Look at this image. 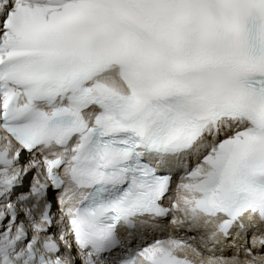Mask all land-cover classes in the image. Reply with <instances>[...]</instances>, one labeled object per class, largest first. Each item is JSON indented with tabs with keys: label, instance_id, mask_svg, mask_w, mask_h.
Instances as JSON below:
<instances>
[{
	"label": "snow or ice",
	"instance_id": "snow-or-ice-1",
	"mask_svg": "<svg viewBox=\"0 0 264 264\" xmlns=\"http://www.w3.org/2000/svg\"><path fill=\"white\" fill-rule=\"evenodd\" d=\"M234 229L264 248V0H0V264H264L203 257Z\"/></svg>",
	"mask_w": 264,
	"mask_h": 264
},
{
	"label": "bare ground",
	"instance_id": "bare-ground-1",
	"mask_svg": "<svg viewBox=\"0 0 264 264\" xmlns=\"http://www.w3.org/2000/svg\"><path fill=\"white\" fill-rule=\"evenodd\" d=\"M150 224H153V225H159L158 228L160 227H164V223L163 224H157L155 223L154 221H149ZM239 231V229H236L235 231H233L232 233V236H231V240L234 242V246H231L228 250L231 251L235 248L238 249L239 253H242V248L245 247V246H249L252 250L254 251H263L264 252V248L262 247H259V246H256V247H253V242H252V236H253V232L252 231H247V232H241L239 237L236 238V232ZM119 233L121 235L122 238H125L127 236V231L124 230V231H121L119 230ZM260 233H257V235H259ZM154 235H157V232H155V228H149L148 229V236L146 237V239H150L152 236ZM229 239H223L222 241H224V243H226ZM242 242V245L239 246V243ZM133 246H135V243H133ZM239 246V247H238ZM217 250V249H216ZM228 250H221L220 252H217L219 253V255H227L228 254ZM234 253V252H232ZM238 253V254H239Z\"/></svg>",
	"mask_w": 264,
	"mask_h": 264
}]
</instances>
